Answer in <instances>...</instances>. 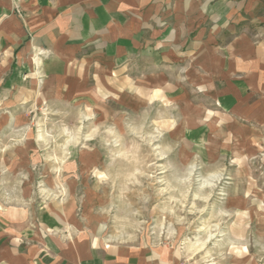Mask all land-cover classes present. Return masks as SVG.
Returning a JSON list of instances; mask_svg holds the SVG:
<instances>
[{
    "label": "rangeland",
    "instance_id": "1",
    "mask_svg": "<svg viewBox=\"0 0 264 264\" xmlns=\"http://www.w3.org/2000/svg\"><path fill=\"white\" fill-rule=\"evenodd\" d=\"M174 55L91 67L68 99L26 87L7 114L9 192L28 215L70 204L102 244L174 264H264V124L248 113L229 123L219 94L230 83L190 80Z\"/></svg>",
    "mask_w": 264,
    "mask_h": 264
},
{
    "label": "crops",
    "instance_id": "2",
    "mask_svg": "<svg viewBox=\"0 0 264 264\" xmlns=\"http://www.w3.org/2000/svg\"><path fill=\"white\" fill-rule=\"evenodd\" d=\"M153 49L188 59L190 80L230 83L219 94L229 123L226 114L248 113L264 124V0H0V264H174L102 244L73 223L70 204L23 213V194L8 184L7 114L20 111L26 87L31 97L68 99L89 68Z\"/></svg>",
    "mask_w": 264,
    "mask_h": 264
}]
</instances>
